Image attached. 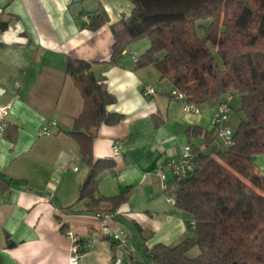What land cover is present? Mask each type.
<instances>
[{
	"label": "crops",
	"instance_id": "1",
	"mask_svg": "<svg viewBox=\"0 0 264 264\" xmlns=\"http://www.w3.org/2000/svg\"><path fill=\"white\" fill-rule=\"evenodd\" d=\"M97 9L108 21L89 31L83 17ZM131 10L127 0H0V22L7 23L0 31V103L9 108L7 129L0 131V264H68L66 230L81 236V264H113L112 241L98 236L100 212L114 214L113 226L125 232L136 260L145 249L172 247L188 235L190 217L164 195V184L172 182L166 164L187 148L204 150L202 138L189 139L186 131L212 132L209 120L218 103L184 112L171 97L172 84L153 67L134 69L131 56L148 50L147 39L123 51L119 65H108L110 26ZM66 58L91 64L95 79L115 98L107 112L123 117L114 126L101 125L91 143L94 161H112L97 177L92 198L129 191L115 210L79 199L89 168L67 134L82 99L65 74ZM144 87L154 94L143 96ZM43 126L51 136L36 137Z\"/></svg>",
	"mask_w": 264,
	"mask_h": 264
},
{
	"label": "trees",
	"instance_id": "2",
	"mask_svg": "<svg viewBox=\"0 0 264 264\" xmlns=\"http://www.w3.org/2000/svg\"><path fill=\"white\" fill-rule=\"evenodd\" d=\"M127 1L132 5L129 17L110 26L108 65H119L123 51L147 39L149 48L134 69L153 67L161 80H168L198 108L236 94L237 112L243 117L225 149L214 146L213 131L187 129L189 139L202 138L204 150L191 148L190 173L167 184L164 195L190 217L188 235L172 247L158 244L145 249L142 261L131 256V264H264V177L253 161L264 155V52L257 49L264 42V0L238 2L230 17L221 12L227 0ZM85 13L89 31L108 21L101 9ZM6 28L7 23L0 22V31ZM200 29L202 37L197 35ZM65 74L82 99L81 113L67 133L89 168L79 199L90 198L91 207L106 202L115 210L129 191L92 198L97 177L112 167V161H94L91 143L101 125L114 126L123 117L107 112L115 98L95 79L90 63L66 58ZM229 108L232 111L231 104ZM193 247L198 254L187 256Z\"/></svg>",
	"mask_w": 264,
	"mask_h": 264
},
{
	"label": "built area",
	"instance_id": "3",
	"mask_svg": "<svg viewBox=\"0 0 264 264\" xmlns=\"http://www.w3.org/2000/svg\"><path fill=\"white\" fill-rule=\"evenodd\" d=\"M83 20L86 21L87 18L83 17ZM131 60L135 63L136 58L135 56H131ZM154 94V91L150 87H144L142 91L143 96H151ZM171 97L174 100L181 102L184 112H192V113H199V108L188 104L183 95L176 92L175 90L172 91ZM231 95L226 94L223 97V101L217 104L216 110L211 116L209 123L210 126L215 133V135L219 138L223 139V144L228 147L231 144V136L233 135L232 130H230L226 123L228 121V114L230 112L229 104L231 102ZM9 108L8 106L2 105L0 103V131H3L6 128V118L8 116ZM51 125H54L52 123ZM50 125V126H51ZM51 136V132L49 130V126H43L36 132V137H48ZM116 150V146L113 147ZM191 159L192 155L190 149H185L181 156L178 159L171 158L167 164L166 169L172 176L173 182H179L187 177V175L191 171ZM155 176L164 181V174L161 169L154 170ZM166 184H164V188ZM168 202L173 205V200L168 199ZM113 213L112 212H100L96 214L98 219V236L99 238H109L113 244V254L111 261L113 264H131L132 257L131 252L127 248V235L124 231L120 229H116L113 226ZM64 236L69 241L68 247V264H81L82 258V239L81 236L74 233L71 230H66L64 232Z\"/></svg>",
	"mask_w": 264,
	"mask_h": 264
},
{
	"label": "rangeland",
	"instance_id": "4",
	"mask_svg": "<svg viewBox=\"0 0 264 264\" xmlns=\"http://www.w3.org/2000/svg\"><path fill=\"white\" fill-rule=\"evenodd\" d=\"M244 0H227V4L223 7H221V12L222 13H227L226 15H228V17H230L232 15V13L234 12V10L236 9L237 3L241 2ZM248 1V0H247ZM250 2V1H249ZM208 22H204L203 25H207ZM197 35L199 37H202L203 35V30L200 29L197 31ZM257 49L261 50L262 52H264V42L259 44V47H257ZM214 59L216 62H218V58L216 56H214ZM233 96V97H232ZM232 102H231V106H232V111L228 114V121H227V125L230 128V130L235 129L238 121H239V117L243 118L242 115L240 113L237 112L239 104H238V96L236 94H232ZM214 146L219 148V149H225L226 146L223 144V139L222 138H215L214 140ZM254 164L256 165V168L258 170V172L262 175H264V155H259L257 157L254 158ZM198 254V249L196 247H193L188 253L187 256L189 257H195Z\"/></svg>",
	"mask_w": 264,
	"mask_h": 264
}]
</instances>
